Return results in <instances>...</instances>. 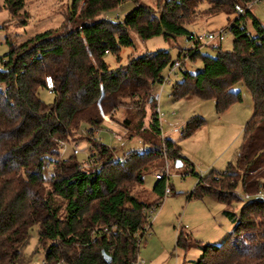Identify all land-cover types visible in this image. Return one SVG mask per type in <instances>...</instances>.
<instances>
[{
  "label": "trees",
  "instance_id": "obj_1",
  "mask_svg": "<svg viewBox=\"0 0 264 264\" xmlns=\"http://www.w3.org/2000/svg\"><path fill=\"white\" fill-rule=\"evenodd\" d=\"M82 1L73 2L68 15L71 27L47 30L18 45L9 42V52L0 56V264L20 259L34 226L47 264H130L137 259L148 222L145 212L161 204L166 181L158 179L153 191L159 198L152 204L131 194V187L145 183L150 166L164 157V148L130 151L116 159L113 148L93 137L89 144L97 153L89 158L97 156L98 167H84L76 156L60 162L53 157L62 154V144L74 140L82 124H88L92 134L103 125V114L114 116L127 100L153 102L152 90L175 63L169 51L133 57L115 69L105 60L108 54L134 46L132 32L144 40L160 35L194 40L188 26L220 13L237 14L229 21L232 50L219 47L213 57L202 54L196 41L199 48L192 60L200 58L203 65L195 72L185 69L183 79L172 86L171 97L214 99L217 111L223 113L242 101L241 93L232 89L243 83L254 101L243 141L225 172L213 170L203 176L181 156L179 144L166 139L165 148L168 158L188 163L189 173L198 177L189 199L225 205L224 215L234 228L219 245H202L182 230L177 246L187 251L198 243L202 253L192 264H264V195H255L264 190V24L251 7L243 15L236 10L257 0H158L156 8L142 0H84L79 9ZM126 1L136 7L123 20L100 18ZM5 4L13 16L25 8V0ZM249 16L255 35L245 23ZM47 76L55 85L52 103L40 98V90L47 89ZM205 123L200 116L192 117L183 138ZM150 130L161 134L157 113ZM47 162L54 164L50 178L45 173ZM239 185L254 199L237 215L232 207L243 201ZM103 227L109 228L110 237L93 234Z\"/></svg>",
  "mask_w": 264,
  "mask_h": 264
},
{
  "label": "rangeland",
  "instance_id": "obj_2",
  "mask_svg": "<svg viewBox=\"0 0 264 264\" xmlns=\"http://www.w3.org/2000/svg\"><path fill=\"white\" fill-rule=\"evenodd\" d=\"M83 1L79 9L83 6ZM73 2L74 0H25V8L13 16L7 9L5 0H0V56L9 52V42L18 45L47 30L64 29L68 25L71 27L68 15L72 10ZM142 2L156 8L158 0H142ZM135 7L134 2L126 1L116 9L104 12L100 18L112 21L123 20ZM250 10L253 16L264 24V0L254 3ZM236 17L237 14L229 17L225 13H220L201 18L190 24L188 28L195 36H199L226 27L229 21ZM245 23L249 32L255 35L250 16L246 18ZM131 35L135 43L133 47L123 48L118 55H106L105 60L110 69L127 65L133 57L166 50L170 52L174 62L188 57L185 69L188 72H195L203 65L200 58L195 62L192 60L193 53L199 47L202 54L215 57L218 53L217 48L232 50L234 42L232 32L228 33L222 43L215 41L207 44L203 40L201 42L203 45L201 46L200 43L198 48L196 40H190L187 36L174 39L160 35L144 40L134 32ZM169 69V67L165 69L164 76L169 74ZM183 75V72H179L171 75L169 82L157 84L152 90L153 102L149 99L141 102L127 100L118 107L114 116L103 114L104 123L100 128L95 129L93 136L89 132L91 127L82 124L79 132H76L75 139L63 143L66 144L67 149L58 157L54 156V162L76 156L83 165L87 164L89 156L97 153L95 149L90 148L88 138L93 137L113 148L116 159H121L130 151H142L151 147L164 148L165 152V141L170 139L180 145L181 156L194 166L199 175H207L213 170L225 172L243 141L245 127L254 110L253 97L243 83L236 84L232 90L241 93L242 101L234 103L223 113L217 111L214 99L188 97L174 100L171 97L172 86L181 81ZM156 93L160 94L159 100L155 98ZM40 98L46 103H52L55 95L47 89H42ZM154 113L159 117L160 135L150 130ZM194 116L204 118L206 123L192 136L183 138V129ZM76 148L80 150L78 155L74 154ZM100 162L96 158L95 162L91 161L90 165L84 167L92 168L96 165L98 167ZM178 162L182 164L180 167ZM167 164L171 172L169 184L172 193L161 199L155 217L150 219L151 228L144 232L143 238L140 239L138 257L144 261V264H192V261H196L202 253L198 243L221 244L233 230L234 224L224 215L225 205L212 199H189L188 196L195 189L198 177L189 173L191 165L184 164L182 160L168 158L166 152L164 157L157 159L150 166L144 176L145 183L131 187V194L146 203L155 202L159 198L153 191L158 181L156 175L163 173ZM53 171L54 164L51 169L45 170L46 177L50 178ZM237 193L243 197V201L234 203L232 210L239 215L242 207L249 201L244 197L248 193H244L240 185ZM259 193L264 195V190L255 195ZM182 230L189 233L195 242L198 241L187 251L177 246V238ZM15 264H45V251L39 249L38 227L34 226L30 229L21 257Z\"/></svg>",
  "mask_w": 264,
  "mask_h": 264
},
{
  "label": "built area",
  "instance_id": "obj_3",
  "mask_svg": "<svg viewBox=\"0 0 264 264\" xmlns=\"http://www.w3.org/2000/svg\"><path fill=\"white\" fill-rule=\"evenodd\" d=\"M259 0L251 3L247 8L245 7H241V6H237L236 7V10H237V13L238 15H243L245 14L246 10L251 7L254 3H257ZM231 32V23H229L226 27H223L219 30H216V31H212V32H208V33H205V34H202V35H199V36H195V39L197 42H202L203 40H205V42L207 44H210V43H213V42H219V43H222L228 33ZM203 44L201 43V46ZM201 48V47H200ZM188 60V57L187 58H182V59H179L178 61H175L174 64H172V66H170L169 68V74L167 76H164L163 78V81L161 84H165L166 82H169L170 81V78H171V75H174V74H177L179 72H183L185 71V64H186V61ZM46 87L47 89L50 91V92H53L54 88H55V85H54V81H53V78L51 76H47L46 77ZM155 98L156 100H159L160 99V94L156 93L155 94ZM67 147H66V144H63L62 145V153H64L66 151ZM146 150H143V151H140L141 153H144ZM165 152H166V149H165ZM80 153V150L78 148H76L74 150V154L75 155H78ZM96 160V157L95 158H88L87 160V164H84L83 166H88L90 165V162H95ZM53 167V164L51 162H47L45 164V170H49ZM156 178L157 179H165L166 181V188H165V191H164V197L163 198H166L168 195H170L172 193V188L169 184V180L171 178V172H170V168H169V165L167 164L166 166V169L163 173H159L156 175ZM257 197L259 196H263L261 193L257 194L256 195ZM246 200L248 201H251L254 199V196H251L249 194H247L246 196H244ZM157 210H158V205H155L153 207H151L150 209L146 210V215H147V219H148V222L147 224L145 225V232L149 231L150 228H151V223H150V219H153L155 217V213H157ZM96 233H100V234H105L107 235L108 237L111 236V231L109 230L108 227H103V228H96L94 231H93V234H96ZM139 243H140V239H139ZM47 264V263H45ZM58 264H66L64 261H61L59 262ZM130 264H144V261L140 260L139 257H137V259L133 262H131Z\"/></svg>",
  "mask_w": 264,
  "mask_h": 264
},
{
  "label": "water",
  "instance_id": "obj_4",
  "mask_svg": "<svg viewBox=\"0 0 264 264\" xmlns=\"http://www.w3.org/2000/svg\"><path fill=\"white\" fill-rule=\"evenodd\" d=\"M104 256H105V258H106L108 261L111 260V258H110L106 253H104Z\"/></svg>",
  "mask_w": 264,
  "mask_h": 264
},
{
  "label": "crops",
  "instance_id": "obj_5",
  "mask_svg": "<svg viewBox=\"0 0 264 264\" xmlns=\"http://www.w3.org/2000/svg\"><path fill=\"white\" fill-rule=\"evenodd\" d=\"M145 149V148H144ZM148 150V149H147ZM143 151V150H142ZM182 164H180V162H178V167H180Z\"/></svg>",
  "mask_w": 264,
  "mask_h": 264
}]
</instances>
